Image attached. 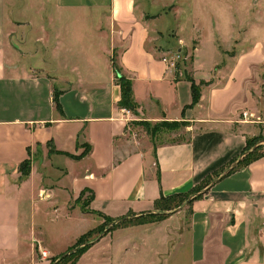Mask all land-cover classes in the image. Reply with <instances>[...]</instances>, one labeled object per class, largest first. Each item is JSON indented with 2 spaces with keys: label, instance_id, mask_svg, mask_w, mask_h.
Listing matches in <instances>:
<instances>
[{
  "label": "crops",
  "instance_id": "0c3cea01",
  "mask_svg": "<svg viewBox=\"0 0 264 264\" xmlns=\"http://www.w3.org/2000/svg\"><path fill=\"white\" fill-rule=\"evenodd\" d=\"M156 1L0 0V264H50L105 218L153 211L221 169L187 218L185 203L159 223L105 229L73 264H264V146L225 167L250 154L241 152L264 124L241 116L256 109L261 57L222 55L225 9ZM193 41L186 71L162 61ZM114 65L131 82L132 110L118 104ZM191 80L207 82L194 104ZM138 121L185 122V138L141 140Z\"/></svg>",
  "mask_w": 264,
  "mask_h": 264
},
{
  "label": "rangeland",
  "instance_id": "374dc122",
  "mask_svg": "<svg viewBox=\"0 0 264 264\" xmlns=\"http://www.w3.org/2000/svg\"><path fill=\"white\" fill-rule=\"evenodd\" d=\"M49 1V0H42ZM172 0H157L156 5H167L164 7V11H172L176 5H179L178 2L181 0H176L171 2ZM159 2V3H158ZM170 2V3H169ZM186 2V1H185ZM184 2V3H185ZM191 2L199 11V15L202 14V10L205 8H213L211 11L212 14L217 15L216 9H225L224 14L222 11H219L220 18H218V22H220L219 26V38H216V45L218 49L221 51L222 55L226 56H234L237 53L244 51L245 53H255L257 57H261L258 64L253 65L255 70L254 74L256 75V89L254 90V96L256 101V109L254 112H246L243 111L241 113L242 119L247 123H253V120L257 123L264 122V0H191ZM186 6V4H185ZM230 7V9H228ZM185 8V7H184ZM228 11L231 13V19L229 23H224V18L227 17ZM188 9H185L183 15L187 17ZM204 15V14H202ZM40 18L42 13H40ZM38 16V17H39ZM223 17V18H222ZM36 18V17H35ZM171 18H166V23L170 24ZM215 20V18H214ZM222 23V24H221ZM204 30L201 32L202 37L211 36V24L205 25ZM170 35V34H169ZM167 37V36H166ZM196 41L190 46H184L181 43L174 44L173 47H169L170 54L176 60V72L185 70L189 67L193 60L192 48L194 47ZM202 54L205 60L210 59L211 55V47L209 43L205 42V45L202 49ZM56 92L57 89L52 90V92ZM243 113H245V117H243ZM156 123H149L144 121H138L135 124L134 131L137 133V137L141 140L145 138L152 143L170 140V139H178L185 138V135H181V130L185 128V122H177L176 124L171 122H166L168 125H160ZM163 123V122H162ZM157 127H154L156 126ZM264 124H260L257 128V134L250 138L248 143L244 146L242 150V157H244L247 153H252L258 150V148L264 146ZM179 132V136H174L173 133ZM185 133V132H184ZM256 147V148H255ZM255 148V149H253ZM260 151V150H258ZM257 151V152H258ZM264 151V150H262ZM245 153V155H244ZM259 153V152H258ZM242 159L238 160L241 161ZM237 162V159H232L231 163L226 165L228 168L233 162ZM236 163V165H237ZM235 165V166H236ZM224 169L214 171L211 175L206 176L204 181L199 184V188L202 189L208 182L212 179L213 176H217ZM215 174V175H214ZM194 193L190 194V196H173L170 198L160 199L154 208L153 211L146 212L142 215L135 216L133 218H126L124 220L118 221H109L102 220V224H100L94 233H91L89 237L86 238V241H91L95 237H97L102 231L109 228L119 226H137L149 223H159L164 219L170 217L171 214L175 213L178 209H180L185 203H187L188 207L185 210V218H187L188 213L190 211V202ZM86 200V199H85ZM85 200L82 201V209L85 210L84 203ZM70 253V252H69ZM69 253H67V257L65 259L60 260L57 264H70L72 261V257H69ZM60 255L57 257H53L52 259L58 260Z\"/></svg>",
  "mask_w": 264,
  "mask_h": 264
},
{
  "label": "trees",
  "instance_id": "16d2710c",
  "mask_svg": "<svg viewBox=\"0 0 264 264\" xmlns=\"http://www.w3.org/2000/svg\"><path fill=\"white\" fill-rule=\"evenodd\" d=\"M114 71H115V74L117 76V81L119 82V86H120V89H121V97H120V100L118 102L119 106L123 107V108H126V109H129V110H132L134 109V101H133V98H132V91H131V82L129 79L125 78L121 73H120V70L118 69L117 66L114 65ZM191 91H192V104L198 102L199 98H200V86L203 85V84H206L207 82L205 81H200L199 84H195L194 81L191 80ZM58 91H54L52 92V101L54 103V106L57 110H60V104H59V101H58ZM163 122V123H162ZM161 123H158L160 124L161 126L162 125H168L166 122L167 121H162ZM171 123H174L176 124L177 122H171ZM154 127H157L154 126ZM250 140V139H249ZM248 140V141H249ZM248 143V142H247ZM256 148V147H255ZM253 148V149H255ZM259 149V148H258ZM256 150V149H255ZM251 155H253V157H256L257 155H261V153H258L257 150L255 152L248 154V156H246V158L242 159L241 161H238L237 165L241 164L242 162L243 163H247L250 159H251ZM252 157V158H253ZM236 165V166H237ZM27 166H28V163L25 162L22 166V168H25L27 170ZM26 170H23L22 174L23 175H26L27 172ZM232 170V169H231ZM200 190V188H196L194 191L190 192V193H185V194H182L183 196H190V194L192 193H196ZM181 195V196H182ZM199 194H194L192 198H195L196 196H198ZM176 196H180V195H176ZM165 199V198H164ZM125 218L121 219V220H124ZM105 220H109L110 219H106ZM118 227V226H117ZM107 231L110 230L109 228L106 229ZM96 231V230H95ZM95 231H91V232H88L87 234L83 235L79 240L78 242L74 245V247H71L70 249H68V251H66L65 253H63L60 258L55 262L54 259H52L50 261V264H57L60 260L62 259H65L67 257V253H69V257H72V261L70 264H73V262L75 261V259L78 257V255L90 244L89 242L90 241H86V238L89 237V235L91 233H94ZM99 236V235H98ZM97 238V237H95ZM94 238V239H95ZM83 244V245H82ZM82 245V246H80Z\"/></svg>",
  "mask_w": 264,
  "mask_h": 264
},
{
  "label": "built area",
  "instance_id": "2783aa9c",
  "mask_svg": "<svg viewBox=\"0 0 264 264\" xmlns=\"http://www.w3.org/2000/svg\"><path fill=\"white\" fill-rule=\"evenodd\" d=\"M161 59H162V61L168 66V67H170V68H172V69H174V70H176L177 68H176V60H175V58L170 54V52H168V53H166V54H164L162 57H161ZM243 115V117H245V113H243L242 114ZM256 121H258V120H253V122H256ZM45 251H42L41 252V255L42 256H45Z\"/></svg>",
  "mask_w": 264,
  "mask_h": 264
}]
</instances>
